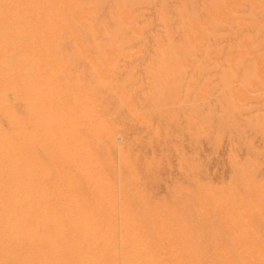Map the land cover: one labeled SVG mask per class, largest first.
<instances>
[{"label": "rangeland", "instance_id": "obj_1", "mask_svg": "<svg viewBox=\"0 0 264 264\" xmlns=\"http://www.w3.org/2000/svg\"><path fill=\"white\" fill-rule=\"evenodd\" d=\"M163 1L167 4H165ZM213 3L214 5H212ZM15 5H20V8L18 7L19 11L17 12H15V10H11V7L12 9H14L13 7ZM0 8L5 12H8L9 10L10 13H8L12 14L13 12L14 15V17L12 15L13 19L11 18L10 20L12 26L9 23L4 24V22L0 21V32L4 30V27L8 29L13 27L12 30L14 31V33L13 31H10L9 33L5 34V37L7 36V46L5 45L6 47L0 48V61L4 60V62H8V64L4 67H32L36 69L43 65L42 67L44 69L62 68V70L67 72V74L69 76H72V78L76 77L77 74L79 75V79L81 80L82 84L84 83V86L82 87L81 85V87H76L77 85H74V87L78 88L79 90L81 89L82 92H85V90L88 91L89 89L92 90L93 88L95 89L93 90L96 92L97 88H99L98 90H101V92L104 93L100 97L98 95L101 94L98 90L95 95H93V90L89 91V93L93 92V94L91 93L90 95L94 96V98L92 96L91 99L93 106L92 112L94 111V114L91 112L89 114L90 116H84L85 118L81 117V121L79 122V124L81 122L84 123H81L82 128L80 130L83 131L82 135H85L87 126L89 127V125L93 122V125L107 123L105 125H107L110 130L113 129V132L111 131L108 134V138H100V142H103V144L98 143L99 145L101 144L100 146L98 144H94L96 142H90L88 145L90 147H88L89 151L91 155L96 157V159L101 163L104 169L107 170L104 171H106L107 173L110 172L111 181L115 178L114 175L120 176L123 182L128 181L129 209L131 210V213L138 219L139 223H141L145 227H147L148 225L150 226L152 230L151 239L155 240L157 245L160 244L162 249L165 251L167 249H164V245L166 246V248L167 246L168 248H171L173 247L174 243H178L182 246V251L186 250L184 251V255H186V257L184 258H186V260H188L189 256L195 252L197 253V256L200 257V259H202L203 257L209 259L208 260L203 258V264H208L209 262L210 264H223L224 262L225 264H246V262L247 264H256L254 262L256 260L258 264H264V256H261L264 255V252H262L264 251V244H262L264 243V186H262L264 185V168H262L264 167V147H262L264 146L262 145L264 144V142H262L264 141V129H262L264 128V104H261V102L264 103V98H262V100L260 99L261 97H264V91H262L264 90L262 89L264 88V60H261L264 59V57H262L264 56V11H262L264 10V0H0ZM16 19H19L18 21L20 22L16 21ZM109 23L110 25H108ZM18 24L23 25V32L18 31ZM8 25H10L11 27ZM21 25L20 28H22ZM74 31L76 34L74 33ZM25 38H29V40H25ZM107 40L109 43L107 42ZM117 41L125 45V48L123 50L119 49V51H121L120 53H123L121 55L119 54V51H117L118 48H114V43H118ZM54 52L57 53L55 54ZM219 52L221 53L219 54ZM81 55L83 56L80 57ZM124 55L129 58L125 59ZM243 56L246 58H244ZM118 59L124 65L123 67L128 69H125V73L129 74L128 79L131 80H128L130 81V84L128 83V87H130L128 89V96L130 98L128 97L127 119V124L129 125L126 124V121L125 126L123 122L124 116L122 113L117 115V111L115 110L116 112L114 111V113L116 114L112 115V108L114 107L115 98L112 100V95L111 97H107L110 93L103 89L100 81L94 80L91 76L93 73H95V68L98 70H96V72H100L104 71L103 68L109 69L110 67L111 69H109L108 71L111 70L116 76H114L112 73L111 75H109L111 71L109 73L106 71L107 74L106 72H104L102 73V75L106 74L108 80H110L111 78H109V76H113L115 77V79L116 77L119 78L121 81H123L122 83H120L121 81H119V79H116L115 81L112 77L111 84L122 86L125 82L124 80L126 78V74H124V76H121L123 74L120 75V72H122L123 68H121L122 70L119 71V67H121L122 64ZM254 59L256 60V62ZM223 60L224 62L222 63ZM77 62H80L81 64H77ZM83 62L84 64H82ZM116 62L119 64H116ZM99 64L102 66H100ZM112 65L116 68L112 67ZM42 67L40 68L43 69ZM260 67L262 68L259 70L258 68ZM90 71H93V73H91ZM258 71H261L262 74ZM85 74H87L88 76H86ZM117 75L120 76L118 77ZM131 77L133 79H131ZM241 79L242 81H240ZM237 80L239 83L237 82ZM89 81L92 82L90 87L89 85H85V83L87 84ZM260 81L262 83H260ZM259 84L262 85L260 86ZM59 86L58 87L60 89L64 90V84H60ZM99 86H101L102 89ZM84 87H87L88 89H84ZM231 87L234 88L233 91ZM249 87H251L252 89ZM59 88L58 91L60 90ZM259 88L262 89V92H260ZM235 90H237V92ZM60 92L64 91L60 90ZM237 93H239V98H237ZM245 94L248 95L247 99ZM103 95H105L107 98L103 97ZM98 97L99 102L97 99ZM255 97H257V100L255 99ZM66 99H68L66 102H68L70 105L67 106L66 102L65 105L68 108L71 107L73 109L72 106L75 107V105H73L74 100H72V97L67 96ZM69 99L72 101H70ZM100 99H103L102 101L106 100L103 106V103H101L102 101ZM258 99L261 102L258 101ZM140 101H142V103ZM237 102L241 103V105ZM106 104H108V107L106 106ZM110 104H112L113 106H110ZM97 105L100 107H98ZM130 106L131 108L129 110ZM76 107L73 109L74 111H76L75 109H79V107ZM97 107L98 109L100 108L99 110H101L103 113L100 111V114L97 110ZM110 107L112 110L108 109ZM260 107L262 110H260ZM133 108L136 110H134ZM106 109L111 111V113L109 111H106L105 113L104 111ZM95 110L97 111L95 112ZM78 113L81 112L78 110ZM112 117H114V119H112ZM102 120L105 121V123H102ZM112 124H115L116 128L119 127V129L114 128L115 126L113 127ZM83 125L86 127L85 129H83ZM169 125L171 126L168 128ZM173 125L175 126V129H173ZM122 126L124 127L122 128ZM125 129H127L128 131H124ZM82 131H80V133ZM114 132L117 135H115ZM122 132L127 134L126 139L128 143L131 144H128V148H125L123 143L119 142L116 139V137L118 135H121ZM181 133L183 134V136H181ZM114 136L115 139H112V137L114 138ZM171 137L173 138V140L171 139ZM161 138L163 141H159ZM180 139L185 140V142L181 141ZM253 140L255 142H253ZM174 141H177L175 142L177 143L176 145ZM112 143L115 148L113 145H111ZM105 144H108L107 146L112 149L108 150V147L106 148ZM230 144L231 146H229ZM97 145L100 149H95ZM102 146H105V148H103ZM132 146L135 149H133ZM258 146L260 148H258ZM123 147L125 148V152H122ZM171 147H174L173 152ZM197 147L201 149L198 150ZM254 147L255 150L253 149ZM236 148L238 151L236 150ZM98 149L99 151H97ZM104 149L107 150L108 153H105L106 151L104 152ZM177 150L183 152V154L178 152ZM110 151L114 152V155H116L114 156ZM153 153L156 156H154ZM110 154L113 156L108 159V155L110 156ZM174 154L175 156H173ZM177 154H180V156L178 157ZM203 154L206 156H204ZM127 155L130 156L128 157ZM244 155L246 156L245 158ZM116 156L118 158H116ZM123 156H127V160H130L131 158L133 162L132 163L130 160V164V162H127L126 160V162L129 163L128 171L132 172L127 173L125 171V175L123 174L124 172L121 167L125 162V160L122 159ZM182 156L184 157V159H186L188 156L189 160L187 159V161L191 164H188L186 160H181L183 158ZM134 162L136 165L134 164ZM229 162H231L233 165ZM214 163L215 166L219 165L221 168L217 166L214 167ZM109 164L111 168H109ZM132 164L133 166H131ZM184 164L187 165V170L186 168H184ZM134 165L135 167L137 166V170ZM179 166L180 168H178ZM188 167L192 171H188ZM222 167H224V169ZM226 167L228 169L232 167V171L230 169L227 170ZM68 168L72 171H75V167L72 164L71 166L69 165ZM129 168H132L133 170H130ZM217 168L219 170H217ZM225 168L228 172L225 170ZM174 169H177V171H175ZM133 171H137V173H134ZM197 171L199 172V174ZM217 171L219 173H217ZM223 171L225 172V174ZM189 172H192L190 173L191 177L188 174ZM184 173L188 174L189 176H184ZM134 175L135 177H133ZM197 175L199 177H197ZM200 175H204L205 177H207L204 180V176L201 177ZM215 175L217 178L215 177ZM247 176H249L250 178ZM136 177L139 183L138 181H134L136 180ZM232 177L234 180L232 179ZM78 179L81 180L80 183H78L79 180L77 182V187L80 184L78 189L82 192H85L87 190L86 185L82 184L84 182L82 181L81 177H78ZM226 180L228 181L226 182ZM113 181L114 183L116 182V184L118 182L116 180ZM135 182L138 184H136ZM171 183L173 184V186ZM134 185L136 187L135 189H132ZM168 185L170 186L168 187ZM82 187L86 189L83 190ZM138 189H142L141 192L138 191ZM137 193H141V195H137ZM204 200L206 201V205L204 204ZM227 203H230L229 207L232 208L228 209V206H225ZM239 205L241 206L243 211L240 209ZM246 206L248 210L250 209L249 212L251 215H249L251 217H247L249 216V212ZM187 208L189 209L187 210ZM145 209L146 211H144ZM231 209L233 210L231 211ZM185 210L187 211V213H185ZM188 211L190 212V214L192 212V214L195 215H190ZM197 211L200 212L198 213ZM160 213H162L163 216ZM186 214L188 215V219L185 220L186 216L184 215ZM228 215H230V217ZM243 215L246 216L245 219H243ZM152 216H156L154 218L157 219H153ZM173 216L177 217L173 218ZM178 216L183 221L178 218ZM227 216L229 218H226ZM169 217L170 219H168ZM224 217L226 218L225 221ZM237 217H240L241 221L243 222H245L246 220V224L252 226V228L247 226L242 237L244 240L241 239L240 242L238 241L239 243L235 241V238L233 239V236L235 235L237 230L235 229L234 231V229L232 228L235 225H238L236 221ZM158 218L161 220H164L166 218L169 221L166 220L162 221L161 223V220H158ZM209 220H211L213 223ZM156 222H158V225L161 226L160 229L157 228L158 225L155 226ZM175 222L177 223V227L175 225ZM224 222H228L230 226L228 223L227 226V224ZM161 224H163L164 228L166 229H164ZM252 224H256V226ZM166 225H168V227ZM180 226H184V228H181ZM236 226L235 228H237ZM169 228L170 230H168ZM180 228L181 231L184 230L182 231L183 233H180ZM256 228L259 229L257 230ZM252 231H254L255 234ZM158 232L160 233V235ZM238 232H240V230ZM172 233H174V235H172ZM173 236H175L176 238ZM162 239H164L167 244H165V242L163 243L164 240ZM215 239L216 241H214ZM170 240L172 245L169 242ZM168 242L171 246L168 245ZM249 242L255 243L250 244ZM199 243L201 244V246ZM208 245L211 246L213 251L215 248V251H212V253L214 254H211V257L210 255H208V252L209 254L211 253V250L209 251L210 248H208L210 246ZM217 245L219 247V252L218 248L216 247ZM185 246H187V248ZM235 248L240 250H235ZM249 248L253 250H250ZM169 250L170 249H168V251ZM254 250H256L259 256L256 254V252L254 256ZM198 251H201L200 254H198ZM238 251L239 253L241 252L244 255L240 256L238 254ZM205 252H207V255ZM232 252L234 253L231 254ZM233 255L234 257L237 255V258H234ZM213 257L215 260H213ZM206 260H208L209 262H205ZM235 260L237 263L235 262Z\"/></svg>", "mask_w": 264, "mask_h": 264}, {"label": "bare ground", "instance_id": "obj_2", "mask_svg": "<svg viewBox=\"0 0 264 264\" xmlns=\"http://www.w3.org/2000/svg\"><path fill=\"white\" fill-rule=\"evenodd\" d=\"M83 1V0H82ZM140 1V0H139ZM174 1V0H173ZM232 1V0H231ZM262 1V0H261ZM164 2V1H163ZM191 2V1H190ZM17 3V2H16ZM165 3V2H164ZM193 3V2H192ZM211 3V2H210ZM262 3V2H261ZM19 4V3H18ZM53 4V3H52ZM86 4V2H85ZM167 4V3H165ZM260 4V3H259ZM50 5V4H49ZM93 5V4H92ZM95 5V4H94ZM141 5V4H140ZM153 5V4H152ZM214 5V3L212 4ZM14 6L11 10H15V12L19 11V7ZM129 6V5H128ZM171 6V5H170ZM200 6V5H199ZM241 6V5H240ZM5 7V6H4ZM19 7V8H18ZM81 7V6H80ZM101 7V6H100ZM215 7V6H214ZM213 7V8H214ZM242 7V6H241ZM259 7V6H258ZM8 8V7H6ZM108 8V7H107ZM187 8V7H186ZM203 8V7H202ZM1 9V8H0ZM154 9V8H153ZM194 9V8H193ZM215 9V8H214ZM95 10V9H94ZM102 11V9H101ZM199 11V10H198ZM226 11V10H225ZM229 11V10H228ZM231 11V10H230ZM264 11V10H262ZM10 13V11L8 10ZM8 12L0 10V21L4 22V24H10L11 18L13 19L14 15L9 14ZM93 12V11H92ZM114 12V11H113ZM162 12V11H160ZM220 12V11H219ZM253 12V11H252ZM21 13V12H20ZM87 13V12H86ZM115 13V12H114ZM182 13V11H181ZM206 13V12H205ZM242 13V12H241ZM18 14V13H17ZM22 14V13H21ZM85 14V13H84ZM107 14V13H106ZM110 14V13H109ZM185 14V13H184ZM232 14V13H231ZM13 15V17H12ZM20 15V14H19ZM18 15V16H19ZM24 15V14H23ZM87 15V14H86ZM85 15V16H86ZM25 16V15H24ZM109 16V15H108ZM196 16V15H195ZM198 16V14H197ZM235 16V15H234ZM246 16V15H245ZM20 17V16H19ZM89 17V16H88ZM128 17V16H127ZM244 17V16H243ZM23 18V17H22ZM21 18V19H22ZM80 18V16H79ZM95 18V17H93ZM141 18V17H140ZM169 18V17H168ZM223 18V17H222ZM231 18V17H229ZM239 18V17H238ZM155 19V17H154ZM15 20V19H14ZM19 20V19H18ZM16 19V21H18ZM67 20V19H66ZM80 20V19H79ZM107 20V19H106ZM161 20V19H160ZM173 20V19H172ZM198 20V19H197ZM214 20V19H213ZM219 20V19H218ZM58 21V20H57ZM99 21V20H98ZM129 21V20H128ZM209 21V20H208ZM261 21V20H260ZM20 22V21H18ZM17 22V23H18ZM89 22V21H88ZM94 22V21H93ZM126 22V21H125ZM139 22V21H138ZM173 22V21H172ZM216 22V21H215ZM241 22V21H240ZM15 23V22H14ZM13 23V24H14ZM54 23V22H53ZM87 23V22H86ZM136 23V22H135ZM155 23V22H154ZM174 23V22H173ZM210 23V22H209ZM61 24V23H60ZM141 24V23H140ZM8 25V26H10ZM21 25V24H20ZM18 24L17 29L19 32H23V25L20 28ZM99 25V24H98ZM97 25V26H98ZM110 25V23L108 24ZM107 25V26H108ZM114 25V24H113ZM121 25V24H120ZM169 25V24H168ZM213 25V24H212ZM231 25V24H229ZM10 26V27H11ZM96 26V25H95ZM138 26V25H137ZM234 26V25H233ZM16 27V26H15ZM19 27V28H18ZM59 27V26H58ZM61 27V26H60ZM88 27V26H87ZM163 27V26H161ZM217 27V26H216ZM226 27V26H225ZM77 28V27H76ZM91 28V27H90ZM111 28V27H110ZM0 33V48H4L7 46V36L5 37L6 33L13 31V27L3 28ZM6 29V30H5ZM16 29V30H17ZM104 29V28H103ZM165 29V28H164ZM217 29V28H216ZM222 29V28H221ZM83 30V29H81ZM80 30V31H81ZM99 30V29H98ZM163 30V29H162ZM166 30V29H165ZM179 30V29H177ZM219 30V29H218ZM158 31V30H157ZM17 32V31H16ZM78 32V31H77ZM98 32V31H97ZM102 32V31H101ZM206 32V31H205ZM259 32V31H258ZM14 33V31H13ZM60 33V32H59ZM75 33V31H74ZM79 33V32H78ZM77 33V34H78ZM103 33V32H102ZM106 33V32H105ZM143 33V30H142ZM172 33V32H171ZM229 33V32H228ZM227 33V34H228ZM3 34V35H2ZM24 34V33H22ZM70 34V33H69ZM76 34V33H75ZM206 34V33H205ZM221 34V33H220ZM261 34V33H260ZM20 35V34H19ZM80 35V34H79ZM83 35V34H82ZM100 35V34H99ZM168 36V35H167ZM172 36V35H171ZM80 37V36H79ZM101 37V36H100ZM157 37V36H156ZM120 38V37H119ZM132 38V37H131ZM135 38V37H134ZM214 38V37H213ZM54 39V38H53ZM165 39V38H164ZM184 39V37H183ZM223 39V38H222ZM25 40H29V38H25ZM31 40V39H30ZM83 40V39H82ZM100 40V38H99ZM103 40V38H102ZM137 40V39H136ZM159 40V39H158ZM186 40V39H185ZM208 40V39H207ZM232 40V39H231ZM78 41V40H77ZM76 41V42H77ZM106 41V40H104ZM166 41V40H165ZM72 42V41H71ZM108 42V40H107ZM118 42V41H117ZM226 42V40H225ZM246 42V41H244ZM254 42V41H253ZM60 43V42H59ZM91 43V41H90ZM109 43V42H108ZM116 43V42H115ZM114 43V48H118L117 51L123 50L125 45L121 43ZM188 43V42H187ZM234 43V42H233ZM238 43V42H237ZM51 44V43H50ZM83 44V43H82ZM146 44V43H144ZM198 44V43H197ZM206 44V43H205ZM211 44V43H210ZM220 44V43H219ZM6 45V46H5ZM59 45V44H58ZM88 45V44H87ZM102 45V44H101ZM237 45V44H236ZM3 46V47H2ZM76 46V45H75ZM176 46V45H175ZM205 46V45H204ZM220 46V45H219ZM225 46V45H224ZM241 46V45H240ZM64 47V46H63ZM71 47V46H70ZM164 47V46H163ZM226 47V46H225ZM78 48V47H77ZM113 48V49H114ZM205 48V47H204ZM212 48V47H211ZM228 48V47H227ZM253 48V47H252ZM144 49V48H142ZM179 49V48H178ZM26 50V49H24ZM59 50V49H58ZM69 50V49H68ZM116 50V49H115ZM195 50V49H194ZM208 50V49H207ZM214 50V49H213ZM218 50V49H217ZM248 50V49H247ZM72 51V50H71ZM77 51V50H76ZM255 51V50H254ZM60 52V51H59ZM119 54H123L120 53ZM137 52V51H136ZM165 52V51H164ZM180 52V51H179ZM225 52V51H224ZM244 52V51H243ZM55 53V52H54ZM57 53V52H56ZM55 53V54H56ZM63 53V52H62ZM92 53V52H91ZM201 53V52H200ZM221 52H219L220 54ZM226 53V52H225ZM127 54V53H125ZM153 54V53H152ZM229 54V53H228ZM242 54V53H241ZM50 55V54H49ZM48 55V56H49ZM68 55V54H67ZM145 55V54H144ZM217 55V54H216ZM234 55V54H233ZM247 55V54H246ZM245 55V56H246ZM55 56V55H53ZM81 55L80 57H82ZM119 56V55H118ZM117 56V57H118ZM125 56V55H124ZM186 56V55H185ZM249 56V55H247ZM253 56V55H252ZM42 57V56H41ZM75 57V56H74ZM94 57V56H93ZM234 57V56H233ZM244 57V56H243ZM250 57V56H249ZM264 57V56H262ZM261 57V58H262ZM57 58V57H56ZM129 58L125 56V59ZM218 58V57H217ZM246 58V57H244ZM251 58V57H250ZM255 58V57H254ZM257 58V57H256ZM260 58V57H259ZM71 59V58H70ZM94 59V58H93ZM116 59V58H115ZM114 59V60H115ZM190 59V58H189ZM206 59V58H205ZM238 59V58H237ZM59 60V59H58ZM75 60V59H74ZM119 60V59H118ZM129 60V59H128ZM141 60V59H140ZM222 60V59H221ZM229 60V59H228ZM250 60V59H249ZM252 60V59H251ZM255 60V59H254ZM264 60V59H261ZM66 61V60H65ZM78 61V60H77ZM104 61V60H103ZM107 61V60H105ZM117 61V60H116ZM120 61V60H119ZM242 61V60H241ZM44 62V61H43ZM96 62V61H95ZM121 62V61H120ZM178 62V61H177ZM221 62V61H220ZM224 60L222 61V63ZM256 62V60H255ZM62 63V62H61ZM94 63V61H93ZM100 63V62H99ZM128 63V62H127ZM126 63V64H127ZM244 63V62H243ZM8 64V62L0 61V264H203V257L197 256V253H192L189 256V259L186 260V255H184V251H182V246L178 243H174L173 247H169L164 245L163 250L162 247L157 245L155 240L151 239L152 230L150 226L147 227L143 226L139 223L138 219L131 213L129 209L128 203V181L123 182L120 176H115L114 179L118 181L117 184L114 181H111L110 172L107 173L106 169L101 165V163L91 155L89 151V143L96 142L94 144L102 143L100 142L101 137H109L108 134L113 129L110 130L108 128L107 123L102 120V123L105 124H97L93 125L89 122V127L87 128L84 126L83 129L86 128V136L82 135L83 131L80 130L82 128L81 117L85 118L84 116H90L89 114L92 112V96L95 95L96 92H90L91 89L85 92H82L81 89L79 90L76 87L84 86L81 80L79 79V75L77 74L76 77L72 78L69 76L67 72L59 68H50V69H43L39 68H18V67H4ZM29 64V63H28ZM50 64V63H49ZM54 64V63H53ZM57 64V63H56ZM66 64V63H65ZM69 64V63H68ZM67 64V66H68ZM76 64V63H75ZM74 64V65H75ZM77 64H81L77 62ZM76 64V65H77ZM84 64V62L82 63ZM88 64V63H87ZM113 64V63H112ZM116 64H119L116 62ZM122 64V62H121ZM231 64V63H230ZM55 65V64H54ZM70 65V64H69ZM92 65V64H91ZM100 65V64H99ZM114 65V64H113ZM112 65V67H114ZM131 65V64H130ZM260 65V64H258ZM45 66V65H44ZM94 66V65H93ZM92 66V68H93ZM102 66V65H100ZM105 66V65H104ZM116 66V65H115ZM122 64L119 71L121 76L125 75V82L120 87L119 85L111 84V78L113 76H109L110 80L107 78L108 68H103L104 71L96 72V68L93 71L91 76L94 80H98L101 83V86L104 90L108 91L107 97H112V100L115 98V103L113 109V114L115 115L114 111H117V115L122 113L124 116V126L125 122L128 119V83L131 81L128 79V73H125V67ZM143 66V65H142ZM195 66V65H194ZM232 66V65H231ZM71 67V66H70ZM128 67V66H127ZM248 67V66H247ZM256 67V66H255ZM74 68V67H72ZM91 68V69H92ZM116 68V67H114ZM230 68V67H229ZM232 68V67H231ZM236 68V67H235ZM262 67L258 68L259 70ZM114 70V69H112ZM128 70V69H127ZM150 70V69H149ZM194 70V69H193ZM226 70V69H225ZM80 71V70H79ZM98 71V70H97ZM107 71V72H106ZM118 71V72H119ZM132 71V70H131ZM220 71V70H219ZM106 72V74L102 75V73ZM117 72V74H118ZM240 72V71H239ZM261 73V71H258ZM90 73V74H91ZM114 75V73L111 71ZM157 73V72H156ZM215 74V73H214ZM258 74V73H257ZM262 74V73H261ZM259 74V75H261ZM88 76L87 74H85ZM120 75H117L118 77ZM116 76V75H114ZM136 76V75H135ZM245 76V75H244ZM81 77V76H80ZM260 77V76H259ZM114 80L119 79L113 77ZM212 78V77H211ZM131 79H133L131 77ZM130 80V81H128ZM166 80V79H165ZM220 80V79H219ZM119 81H121L119 79ZM218 81V80H217ZM242 81V79L240 80ZM253 81V80H252ZM121 81L120 83H122ZM238 82V80H237ZM254 82V81H253ZM117 83V82H116ZM119 83V84H120ZM239 83V82H238ZM255 83V82H254ZM260 83H262L260 81ZM64 84L65 88L60 89L59 85ZM92 82H88L85 85H90ZM130 84V83H129ZM137 84V83H136ZM166 84V83H165ZM193 84V83H192ZM74 85H77L74 87ZM185 85V84H184ZM239 85V84H238ZM254 85V84H253ZM260 85V84H259ZM262 85V84H261ZM260 85V86H261ZM59 86V87H58ZM63 86V87H64ZM99 86V87H101ZM132 86V85H131ZM227 86V85H226ZM250 86V85H249ZM98 87V86H97ZM101 87V89H102ZM221 87V86H220ZM256 87V86H254ZM58 88L60 90L58 91ZM87 88V87H86ZM84 87V89H86ZM132 88V87H131ZM147 88V87H146ZM145 88V89H146ZM183 88V87H182ZM207 88V87H206ZM232 88V87H231ZM230 88V89H231ZM251 88V87H249ZM83 89V88H82ZM88 89V88H87ZM133 89V88H132ZM163 89V88H162ZM186 89V88H185ZM240 89V88H239ZM243 89V88H242ZM252 89V88H251ZM255 89V88H254ZM257 89V88H256ZM264 89V88H262ZM259 88L260 92L264 91ZM91 90V91H92ZM134 90V89H133ZM207 90V89H206ZM223 90V89H222ZM234 88H232V91ZM241 90V89H240ZM262 90V91H261ZM99 91V90H98ZM132 91V90H131ZM199 91V90H198ZM237 92V90H235ZM247 91V90H246ZM60 92V94H59ZM102 96L104 94L99 91ZM146 92V91H145ZM196 92V91H195ZM194 92V94H195ZM241 92V91H240ZM252 92V91H251ZM259 92V94H260ZM93 94L92 96L90 94ZM151 93V92H150ZM249 93V92H248ZM99 94V93H97ZM156 94V93H154ZM162 94V93H161ZM235 94V93H234ZM233 94V95H234ZM257 94V93H256ZM255 94V95H256ZM258 94V95H259ZM71 96L72 100H74L75 107H79L78 110L73 109L67 106L70 105L66 102L68 99L67 96ZM136 95V94H135ZM203 95V94H202ZM239 93H237V98ZM246 95V94H245ZM115 96V97H114ZM138 96V95H137ZM143 96V95H142ZM141 96V97H142ZM214 96V95H213ZM218 96V95H217ZM216 96V97H217ZM242 96V93H241ZM240 96V97H241ZM103 97H106L103 95ZM106 97V98H107ZM117 97V99H116ZM236 97V96H235ZM248 95H246L247 99ZM260 97V96H258ZM70 98V97H69ZM94 98V96H93ZM103 98V99H106ZM130 98V97H129ZM234 98V97H233ZM245 98V97H244ZM257 97H255L256 99ZM261 97L260 99L262 100ZM71 99V98H70ZM69 99V100H70ZM99 102V97L97 98ZM102 99V100H103ZM134 99V98H133ZM149 99V98H148ZM243 99V97H242ZM245 99V100H246ZM249 99V98H248ZM254 99V98H253ZM70 100V101H72ZM101 100V99H100ZM101 100V101H102ZM139 100V99H138ZM142 100V98H141ZM144 100V99H143ZM200 100V99H199ZM222 100V99H221ZM238 100V99H237ZM250 100V99H249ZM252 100V99H251ZM257 100V99H256ZM255 100V101H256ZM106 101V100H105ZM101 103L102 106L104 102ZM130 101V100H129ZM182 101V100H181ZM258 101H260L258 99ZM65 102L67 103L65 105ZM142 103V101H140ZM154 102V101H152ZM186 102V101H185ZM188 102V101H187ZM221 102V101H220ZM249 102V101H247ZM252 102V101H251ZM261 102V101H260ZM254 102V103H260ZM95 103V102H94ZM109 103V102H107ZM132 103V102H130ZM136 103V102H135ZM238 103V102H237ZM245 103V102H244ZM99 104V103H97ZM113 104V103H112ZM110 104V106L112 105ZM196 104V103H195ZM212 104V103H211ZM241 105V103H238ZM261 104H264L261 102ZM101 105V104H99ZM96 106V105H95ZM98 106V105H97ZM108 107V104H106ZM105 106V108H106ZM113 106V105H112ZM168 106V104H167ZM171 106V105H170ZM187 106V105H186ZM259 106V105H258ZM262 106V105H261ZM76 107V108H77ZM100 107V106H98ZM97 107V110L100 111ZM144 107V105H143ZM149 107V106H147ZM131 106L129 107L130 110ZM142 108V107H141ZM102 109V107H101ZM109 110L111 109L108 108ZM111 109V110H112ZM134 109V108H133ZM140 109V108H139ZM147 109V108H146ZM145 109V110H146ZM163 109V108H162ZM188 109V108H187ZM95 110V112L97 111ZM105 110L104 112L106 113ZM136 110V109H134ZM260 110L261 107H260ZM115 111V112H116ZM133 111V110H132ZM143 111V110H142ZM176 111V110H175ZM102 112V111H101ZM111 113V111H109ZM131 112V111H130ZM129 112V113H130ZM153 112V111H152ZM169 112V111H168ZM182 112V111H181ZM192 112V111H191ZM241 112V111H240ZM94 114V111L92 112ZM103 113V112H102ZM109 113V114H110ZM171 113V111H170ZM255 113V112H254ZM97 114V113H96ZM101 114V113H100ZM121 114V115H122ZM133 114V113H132ZM137 114V113H134ZM140 114V113H139ZM104 115V114H103ZM131 115V114H130ZM167 115V114H166ZM182 115V114H181ZM219 115V114H218ZM98 116V115H97ZM96 116V117H97ZM158 116V115H157ZM168 116V115H167ZM239 116V115H238ZM111 117V116H110ZM116 117V116H115ZM138 117V115H137ZM171 117V116H170ZM92 118V117H90ZM103 118V117H102ZM109 118V117H108ZM165 118V117H164ZM172 118V117H171ZM185 118V117H184ZM200 118V117H199ZM222 118V117H221ZM97 119V118H95ZM107 119V117H106ZM114 119V117H112ZM116 119V118H115ZM134 119V118H133ZM143 119V118H142ZM214 119V118H213ZM261 119V118H260ZM85 120V119H84ZM88 120V119H86ZM111 120V119H109ZM136 120V119H135ZM138 120V119H137ZM140 120V119H139ZM178 120V119H177ZM96 121V120H95ZM99 121V120H98ZM175 121V119H174ZM101 122V121H100ZM99 122V123H100ZM107 122V121H106ZM112 122V121H111ZM146 122V121H145ZM205 122V121H204ZM96 123V122H95ZM121 123V122H119ZM128 121L126 122V124ZM144 123V122H143ZM160 123V122H159ZM173 123V122H172ZM86 124V123H85ZM169 124V123H168ZM205 124V123H204ZM113 125V124H112ZM122 125V124H121ZM129 125V124H127ZM126 125V126H127ZM241 125V124H240ZM92 126V127H90ZM115 124L113 125V127ZM120 126V125H119ZM122 126V128L124 127ZM154 126V125H153ZM152 126V127H153ZM171 125L168 126V128ZM184 126V125H183ZM162 127V126H161ZM167 127V126H166ZM173 129L175 126L173 125ZM116 128V126L114 127ZM119 129V127H117ZM116 128V129H117ZM121 128V129H122ZM126 128V127H125ZM157 128V127H156ZM209 128V126H208ZM154 129V128H153ZM182 129V128H181ZM264 129V128H262ZM123 130V129H122ZM130 130V129H129ZM157 130V129H156ZM166 130V129H165ZM169 130V129H168ZM177 130V129H176ZM80 131H82L80 133ZM121 131V130H119ZM124 131H128L125 129ZM171 131V130H170ZM174 131V130H173ZM251 131V130H250ZM249 131V132H250ZM257 131V130H256ZM260 131V130H259ZM143 132V131H142ZM160 132V131H159ZM179 132V131H178ZM214 132V131H213ZM252 132V131H251ZM258 132V131H257ZM129 133V132H128ZM150 133V132H149ZM168 133V132H167ZM172 133V132H171ZM226 133V132H225ZM234 133V132H233ZM240 133V131H239ZM115 134V132H114ZM179 134V133H178ZM182 134V133H181ZM180 134V135H181ZM117 135V134H115ZM170 135V134H168ZM173 135V134H172ZM185 135V133H184ZM210 135V134H209ZM217 135V134H216ZM113 136V135H112ZM153 136V134H152ZM159 136V135H158ZM183 136V134L181 135ZM187 136V135H186ZM185 136V140H186ZM227 136V135H226ZM240 136V135H239ZM111 137V136H110ZM174 137V136H173ZM127 134L122 132L121 135H118L116 139L119 142H122L125 148H128V141H127ZM147 138V137H143ZM154 138V137H153ZM177 138V137H176ZM194 138V137H193ZM227 138V137H226ZM233 138V137H232ZM112 139H115L112 137ZM173 140V138L171 137ZM244 139V138H243ZM250 139V138H249ZM258 139V138H257ZM108 140V139H107ZM111 140V138H110ZM162 138L159 140L161 141ZM181 141L185 142V140L180 139ZM179 140V141H180ZM226 140V139H225ZM229 140V139H228ZM256 140V139H255ZM117 141V142H118ZM137 141V140H136ZM156 141V140H155ZM163 141V140H162ZM171 141V140H170ZM236 141V140H235ZM260 141V140H259ZM262 141V140H261ZM109 142V141H108ZM177 141H174V143ZM182 142V144H183ZM225 142V141H224ZM253 142H255L253 140ZM257 142V141H256ZM264 142V141H262ZM105 143V142H104ZM180 143V142H178ZM192 143V142H190ZM215 143V141H214ZM227 143V141H226ZM246 143V142H244ZM116 144V143H115ZM121 144V143H120ZM172 144V143H171ZM177 143H175L176 145ZM236 144V143H235ZM239 144V142H238ZM262 144V143H260ZM99 145V144H98ZM95 148H99V145ZM106 148L108 144H105ZM113 145V143L111 144ZM131 145V144H130ZM156 145V144H155ZM189 145V144H188ZM197 145V144H196ZM256 145V144H255ZM264 145V144H262ZM114 146V145H113ZM172 146V145H171ZM194 146V145H193ZM210 146V145H209ZM231 146V144L229 145ZM89 147V148H88ZM103 147V146H102ZM122 147V146H121ZM119 147V148H121ZM123 147L122 152H125V148ZM156 147V146H155ZM159 147V146H158ZM178 147V146H177ZM176 147V148H177ZM180 147V145H179ZM178 147V148H179ZM182 147V146H181ZM212 147V146H211ZM227 147V145H226ZM241 147V146H240ZM264 147V146H262ZM261 147V148H262ZM105 148V146L103 147ZM101 148V149H103ZM115 148V146H114ZM113 148V150H114ZM133 148V146H132ZM172 148V147H171ZM185 148V147H184ZM191 148V147H190ZM198 148V147H197ZM258 148H260L258 146ZM100 149V148H99ZM99 149L97 151H99ZM108 150L112 148H107ZM135 149V148H133ZM142 149V148H141ZM170 149V148H169ZM174 147L172 148L173 152ZM201 149V148H200ZM198 148V150H200ZM247 149V148H246ZM255 150V147L253 148ZM257 149V148H256ZM94 150V149H92ZM168 150V149H167ZM181 150V149H180ZM220 150V149H217ZM233 150V149H231ZM230 150V151H231ZM237 150V148H236ZM259 150V149H258ZM96 151V152H97ZM102 151V150H101ZM106 151V152H105ZM117 151V150H116ZM143 151V150H142ZM146 151V150H145ZM178 151V150H177ZM238 151V150H237ZM240 151V150H239ZM94 152V151H93ZM105 153H108L107 150L104 149ZM112 152V151H110ZM130 152V151H129ZM140 152V151H139ZM154 152V151H153ZM183 154V152L178 151ZM201 152V151H199ZM223 152V151H222ZM233 152V151H232ZM236 152V151H235ZM259 152V151H258ZM98 153V152H97ZM102 153V152H101ZM209 153V151H208ZM224 153V152H223ZM256 153V152H255ZM262 153V152H261ZM111 154L114 155V152ZM108 155V159L111 158L113 155ZM130 154V153H129ZM148 154V153H147ZM154 154V153H153ZM181 154V155H182ZM192 154V153H191ZM214 154V152H213ZM219 154V153H218ZM227 154V153H226ZM249 154V153H248ZM107 155V154H106ZM116 155V154H115ZM114 155V156H115ZM149 155V154H148ZM169 155V154H168ZM204 155V154H203ZM222 155V154H221ZM257 155V154H256ZM97 156V155H95ZM100 156V154H99ZM118 156V153H117ZM116 156V158H118ZM128 156V155H127ZM122 157L125 162L121 166L123 169V174L130 172L128 171V161L130 160L128 157ZM137 156V155H136ZM142 156V155H141ZM154 156H156L154 154ZM158 156V155H157ZM163 156V155H162ZM175 156V154L173 155ZM179 157L180 154H177ZM184 156V155H183ZM182 156V157H183ZM194 156V155H193ZM198 156V155H197ZM206 156V155H204ZM148 157V156H147ZM164 157V156H163ZM171 157V156H170ZM181 157V158H182ZM215 157V156H214ZM225 157V156H224ZM223 157V158H224ZM246 156L244 155V158ZM255 157V156H254ZM260 157V156H258ZM115 158V159H116ZM121 158V156H120ZM125 158V159H124ZM174 158V157H173ZM190 158V157H189ZM234 158V157H233ZM252 158V157H251ZM103 159V158H102ZM107 159V160H108ZM147 159V158H146ZM162 159V158H161ZM176 159V158H175ZM186 159L184 157L181 160ZM221 159V158H220ZM253 159V158H252ZM127 160V162H126ZM172 160V159H171ZM179 160V159H178ZM189 160V159H188ZM198 160V159H197ZM203 160V158H202ZM205 160V159H204ZM226 160V159H225ZM250 160V159H249ZM103 161V160H102ZM122 161V160H121ZM180 161V160H179ZM194 161V160H193ZM212 161V160H211ZM215 161V158H214ZM218 161V159H217ZM222 161V160H221ZM219 161V162H221ZM259 161V160H258ZM257 161V162H258ZM106 162V161H104ZM132 162V160H131ZM130 162V164H131ZM148 162V161H147ZM152 162V161H151ZM167 162V161H166ZM183 162V161H182ZM196 162V160H195ZM223 162V161H222ZM226 162V161H225ZM249 162V161H248ZM114 163V162H113ZM133 163V162H132ZM156 163V162H155ZM175 163V162H174ZM173 163V164H174ZM199 163V162H198ZM201 163V162H200ZM231 163V162H229ZM261 163V162H260ZM74 165L75 171L70 170L68 167ZM111 164V163H110ZM109 164V168L110 167ZM135 164V162H134ZM147 164V163H146ZM182 164V163H181ZM188 164H191L188 162ZM206 164V163H204ZM217 164V163H216ZM223 164V163H221ZM232 164V163H231ZM243 164V163H242ZM118 165V164H117ZM136 165V164H135ZM134 165V167H135ZM175 165V164H174ZM172 165V166H174ZM183 165V164H182ZM226 165V164H225ZM230 165V164H229ZM233 165V164H232ZM133 166V164L131 165ZM170 166V165H169ZM176 166V165H175ZM178 166V165H177ZM181 166V165H180ZM180 166L178 168H180ZM203 166V165H202ZM217 166V165H216ZM215 163H214V167ZM223 166V165H222ZM228 166V165H227ZM231 166V165H230ZM73 167V166H72ZM137 167V166H136ZM135 167V168H136ZM160 167V166H159ZM190 167V166H189ZM188 167V171L191 170ZM197 167V166H196ZM199 167V166H198ZM207 167V166H206ZM217 167H220L219 165ZM229 167V166H228ZM115 168V167H114ZM113 168V169H114ZM140 168V167H139ZM156 168V167H155ZM184 168L187 170V165L184 164ZM194 168V167H193ZM221 168V167H220ZM224 169V167H222ZM227 168V167H226ZM225 168V170H226ZM264 168V167H262ZM120 169V168H119ZM118 169V170H119ZM130 169V168H129ZM170 169V168H169ZM199 169V168H198ZM222 169V170H223ZM230 170L232 169L229 168ZM227 168V170H229ZM234 169V167H233ZM106 170V171H104ZM117 170V169H116ZM130 170H133L132 168ZM137 170V168H136ZM177 171V169H174ZM196 170V169H195ZM207 170V169H206ZM212 170V168H211ZM217 170H219L217 168ZM226 170V171H227ZM240 170V169H239ZM121 171V170H120ZM126 171V172H125ZM172 171V170H171ZM187 171V172H188ZM192 171V170H191ZM232 171V170H231ZM132 172V171H131ZM130 172V173H131ZM137 173V171H133ZM141 172V171H140ZM159 172V171H158ZM173 172V171H172ZM198 172V171H197ZM206 172V171H205ZM224 172V171H223ZM228 172V171H227ZM234 172V171H233ZM129 173V174H130ZM133 173V174H134ZM192 172L188 174L191 177ZM196 173V172H195ZM213 173V172H211ZM216 173V172H214ZM217 173H219L217 171ZM222 173V171H221ZM159 174V173H158ZM163 174V172H162ZM188 174L184 173V176ZM199 174V172H198ZM225 174V172H224ZM228 174V173H227ZM249 174V173H247ZM137 175V174H135ZM135 175L133 177H135ZM188 175V176H189ZM193 175V174H192ZM229 175V174H228ZM251 175V174H250ZM260 175V174H259ZM132 176V174H131ZM154 176V175H153ZM170 176V175H169ZM176 176V175H175ZM201 177L204 175H200ZM209 176V175H208ZM232 176V175H231ZM230 176V177H231ZM86 185L87 190L82 192L77 187V182L80 183V179ZM112 177V176H111ZM117 177V178H116ZM138 177V176H137ZM136 177V180L138 181ZM185 177V178H186ZM194 177V176H193ZM197 177H199L197 175ZM207 177V176H206ZM205 176L203 179L205 180ZM216 177V175H215ZM249 177V176H247ZM257 177V176H256ZM262 177V176H261ZM128 178V176H127ZM210 178V177H208ZM217 178V177H216ZM250 178V177H249ZM260 178V177H259ZM134 179V178H133ZM189 179V178H188ZM202 179V180H203ZM222 179V178H220ZM229 179V178H228ZM233 179V177H232ZM178 180V179H177ZM201 180V179H200ZM203 180V181H204ZM208 180V179H207ZM211 180V179H210ZM234 180V179H233ZM154 181V180H153ZM224 181V180H223ZM228 180H226L227 182ZM193 182V181H192ZM207 182V181H206ZM212 182V181H211ZM222 182V181H219ZM136 183V182H135ZM139 183V181H138ZM136 183V184H138ZM168 183V182H167ZM178 183V182H177ZM231 183V182H230ZM141 184V183H140ZM166 184V183H165ZM172 184V183H171ZM176 184V183H175ZM185 184V183H184ZM191 184V183H190ZM83 186V185H82ZM170 185H168L169 187ZM173 186V184H172ZM191 186V185H190ZM264 186V185H262ZM81 187V186H80ZM84 187V186H83ZM82 187V188H83ZM132 187V189H135ZM157 187V186H156ZM182 187V186H181ZM86 188H83L86 189ZM138 188V185H137ZM136 188V189H137ZM141 188V187H140ZM180 188V186H179ZM145 189V188H144ZM167 189V188H166ZM195 189V188H194ZM142 190V189H141ZM140 189L138 191L141 192ZM146 190V189H145ZM179 190V189H178ZM135 191V190H133ZM159 191V190H158ZM166 194V193H165ZM255 194V193H254ZM137 195H141L137 193ZM172 197V196H171ZM170 197V198H171ZM245 197V196H244ZM227 198V197H226ZM133 199V198H132ZM131 199V200H132ZM205 199V198H204ZM223 199V198H222ZM144 200V199H143ZM134 201V200H133ZM147 202V201H146ZM206 201L204 200V204ZM134 203V202H133ZM137 203V202H135ZM141 203V202H140ZM201 203V202H200ZM139 204V203H138ZM137 204V205H138ZM230 203H227L225 206H228V209L232 208L229 207ZM135 205V204H134ZM148 205V204H147ZM166 205V204H165ZM195 205V204H194ZM172 206V205H171ZM240 206V205H239ZM244 206V205H243ZM136 207V206H135ZM170 207V206H169ZM203 207V206H202ZM245 207V206H244ZM186 208V207H185ZM247 208V206H246ZM189 208H187L188 210ZM234 209V208H233ZM231 209V211L233 210ZM240 209L242 210L241 206ZM239 209V210H240ZM152 210V209H151ZM155 210V209H153ZM201 210V209H200ZM207 210V208H206ZM205 210V211H206ZM248 210V208H247ZM246 210V211H247ZM250 210V209H249ZM248 210V212H249ZM146 211V209L144 210ZM177 211V210H176ZM243 211V210H242ZM157 212V211H155ZM182 212V211H181ZM198 212V211H197ZM200 212V211H199ZM198 212V213H199ZM259 212V211H258ZM148 213V212H147ZM159 213V212H158ZM176 213V212H175ZM185 213L187 211L185 210ZM190 214V212L188 211ZM194 213V212H193ZM247 213V212H246ZM253 213V212H252ZM154 214V213H153ZM162 215V213H160ZM192 214V212H191ZM190 214V215H191ZM210 214V213H209ZM250 212L248 213V215ZM156 215V213H155ZM173 215V213H172ZM183 215V214H182ZM189 215V216H190ZM195 215V214H192ZM204 215V214H203ZM245 215V214H244ZM243 215V216H244ZM251 215V214H250ZM247 217H251V216ZM253 215V214H252ZM163 216V215H162ZM167 216V215H166ZM184 216H188L187 214ZM197 216V214H196ZM225 216V215H224ZM230 217V215H228ZM226 218H229V217ZM256 216V215H255ZM141 217V216H139ZM153 217V216H152ZM156 217V216H154ZM153 217V219H155ZM161 217V216H160ZM165 217V215H164ZM177 216H173V218ZM185 220L188 219V217ZM223 217V216H222ZM244 216L243 219H245ZM253 217V216H252ZM257 217V216H256ZM162 218V217H161ZM172 218V216H171ZM178 218H180L178 216ZM177 218V219H178ZM190 218V217H189ZM199 218V217H198ZM224 217V221L226 219ZM157 219V218H156ZM155 219V220H156ZM170 219V217L168 218ZM168 219L158 220L166 221ZM181 219V218H180ZM191 219V218H190ZM196 219V218H194ZM247 219V218H246ZM253 219V218H252ZM251 219V220H252ZM157 220V221H158ZM182 220V219H181ZM248 220V219H247ZM250 220V219H249ZM169 221V220H168ZM174 221V220H173ZM179 221V220H178ZM183 221V220H182ZM188 221V220H187ZM212 222L211 220H209ZM229 221V219H228ZM231 221V220H230ZM237 228L232 227L235 231L237 230L233 239L235 241H241L243 239V234L245 229L249 226L245 222L241 221V218L237 217ZM168 223V222H166ZM165 223V224H166ZM174 223V222H173ZM183 223V222H182ZM213 223V222H212ZM211 223V224H212ZM228 223V222H224ZM155 224V223H154ZM164 224V225H165ZM229 224V223H228ZM227 224V226H228ZM158 222H156V225ZM163 226V224H161ZM170 225V224H169ZM177 227V223L175 222ZM181 225V224H180ZM251 225V224H250ZM255 225L256 224H252ZM159 226V227H158ZM157 228L160 229V225ZM168 227V225H166ZM165 226V227H166ZM200 226V225H199ZM198 226V227H199ZM222 226V225H221ZM225 226V225H224ZM230 226V224H229ZM181 227V226H180ZM196 227V226H194ZM164 228V226H163ZM172 228V227H171ZM181 228H184L182 226ZM180 228V231H181ZM162 229V228H161ZM166 229V228H164ZM173 229V228H172ZM257 230L259 228H256ZM170 230V228L168 229ZM188 230V228H187ZM186 230V231H187ZM201 230V227H200ZM227 230V229H226ZM240 230V232H238ZM253 230V229H252ZM165 231V230H164ZM184 231V230H182ZM180 233H183V232ZM203 231V229H202ZM229 231V230H228ZM160 232V231H159ZM158 232V233H159ZM174 232V231H173ZM251 232V231H250ZM249 232V233H250ZM254 233V231H252ZM163 233V232H162ZM165 233V232H164ZM176 233V232H175ZM230 233V232H229ZM171 234V233H170ZM255 234V233H254ZM262 234V233H261ZM160 235V233H159ZM162 235V234H161ZM165 235V234H164ZM163 235V236H164ZM174 235V233H172ZM171 235V236H172ZM184 235V234H183ZM182 235V236H183ZM203 235V234H202ZM168 236V235H167ZM166 236V237H167ZM181 236V237H182ZM250 236V235H249ZM255 236V235H254ZM259 236V235H258ZM162 237V236H161ZM175 237V236H173ZM192 237V235H191ZM165 238V237H163ZM176 238V237H175ZM174 238V239H175ZM179 238V237H178ZM188 238V237H187ZM248 238V237H246ZM255 238V237H254ZM258 238V237H257ZM256 238V239H257ZM167 239V238H166ZM170 239V238H169ZM183 239V238H181ZM218 239V238H217ZM164 240V239H162ZM168 240V239H167ZM166 240V241H167ZM211 240V239H210ZM244 240V239H243ZM242 240V241H243ZM251 240V239H250ZM249 240V241H250ZM258 240V239H257ZM183 241V240H182ZM216 241V239L214 240ZM165 240L163 241V243ZM171 243V240L169 241ZM168 242V245H169ZM173 242V241H172ZM178 242V241H177ZM180 242V240H179ZM196 242V241H195ZM194 242V244H195ZM238 242V243H239ZM187 243V242H186ZM213 243V242H212ZM244 243V242H243ZM255 243V242H249ZM261 243V242H260ZM165 244H167L165 242ZM184 244V242H183ZM193 244V245H194ZM200 244V243H199ZM215 244V243H214ZM264 244V243H262ZM172 245V243H171ZM169 245V246H171ZM219 245V244H218ZM218 248L219 252V247ZM244 245V244H243ZM242 245V247H243ZM247 245V244H246ZM199 246V245H198ZM201 246V244H200ZM210 246V245H208ZM240 246V244H239ZM248 246V245H247ZM187 248V246H185ZM195 247V246H194ZM197 247V246H196ZM205 247V245H204ZM223 247V246H222ZM231 247V246H229ZM227 247V248H229ZM209 251L211 252L208 255L214 254L212 253L211 246ZM257 248V247H256ZM168 249H170L168 251ZM200 249V248H199ZM250 250H253L249 248ZM226 250V249H225ZM228 250V249H227ZM234 250V249H231ZM235 250H240L235 248ZM167 251V252H166ZM189 251V250H187ZM191 251V250H190ZM215 251V248H214ZM213 251V252H214ZM223 251V250H222ZM246 251V250H245ZM201 251H198L200 254ZM224 252V251H223ZM256 250H254L255 256ZM264 252V251H262ZM261 252V253H262ZM207 255V252H205ZM232 252L231 254H233ZM245 253V252H244ZM229 254V253H228ZM236 254V253H235ZM238 254L243 256L241 252ZM257 254V252H256ZM247 255V254H246ZM258 255V254H257ZM200 256V255H199ZM205 256V255H204ZM225 256V255H224ZM227 256V255H226ZM237 256V255H236ZM233 257L237 258V257ZM259 256V255H258ZM264 256V255H261ZM252 257V256H250ZM226 258V257H225ZM249 258V257H248ZM254 258V257H253ZM252 258V260H253ZM257 258V257H255ZM211 259V258H210ZM259 259V258H258ZM209 260V259H208ZM206 260L205 262H207ZM212 260V259H211ZM213 260L214 257H213ZM223 260V259H222ZM225 260V259H224ZM238 260V259H237ZM251 260V258H250ZM261 260V259H260ZM259 260V263H260ZM227 261V259H226ZM232 261V260H231ZM245 261V259H244ZM209 262V261H208ZM236 262V260H235ZM256 264L257 260L254 261ZM213 263V261H212ZM215 263V262H214ZM237 263V262H236ZM206 264V263H205ZM210 264V262L208 263ZM225 264V262L223 263ZM247 264V262H246ZM253 264V263H252ZM262 264V263H261Z\"/></svg>", "mask_w": 264, "mask_h": 264}]
</instances>
